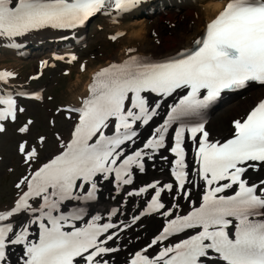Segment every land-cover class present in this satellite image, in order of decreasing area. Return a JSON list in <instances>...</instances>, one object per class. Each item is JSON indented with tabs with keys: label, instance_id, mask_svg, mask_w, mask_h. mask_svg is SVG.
Returning a JSON list of instances; mask_svg holds the SVG:
<instances>
[{
	"label": "snow or ice",
	"instance_id": "1",
	"mask_svg": "<svg viewBox=\"0 0 264 264\" xmlns=\"http://www.w3.org/2000/svg\"><path fill=\"white\" fill-rule=\"evenodd\" d=\"M141 3L0 0V41L19 47L18 41L35 31H75L97 14L118 21ZM124 35L119 32L110 39ZM133 52L136 49H129L127 59L97 71L80 106L66 109L78 113V121L58 154L41 163L36 147L27 140L20 143L19 152L32 170L16 184L20 194L14 206L0 211V264H13L16 248L20 249L16 264H110L111 254L119 248L109 242L119 240L120 232L150 214L165 217L166 224L133 254L130 264H264V179L251 181L249 175L264 172V100L245 118L233 122L234 135L225 142L209 140L203 122L189 126L190 118L200 116L221 92L243 89L250 82L264 85V0H226L193 47L164 61ZM77 60L76 55L67 58L68 63ZM85 68L81 65L82 71ZM15 75L0 71V84ZM183 91L186 94L170 107L167 118L141 140L140 129L150 127L159 116L163 100ZM145 93L156 94L161 100L150 102ZM24 95L27 93L22 90L0 91V133L6 131L5 122L17 121L18 112L25 111L16 99ZM35 99L43 97L36 95ZM31 123L19 131L29 133ZM173 126L174 146L169 148L166 139ZM109 128L113 131L106 134ZM186 133L197 145V167L192 170L183 147ZM45 141L41 136L40 142ZM161 150L174 154L175 183L154 181L127 192V196H141L151 190L145 209L132 216V224L119 219L124 214L119 207L109 211V222L102 223L103 216L85 221L86 209L70 206L71 202L96 200L101 180H115L121 190L133 184L134 171L143 173L145 160H153ZM161 159L167 157L161 155ZM195 177L203 182L202 201L180 215V199L194 205L190 196L198 184ZM165 193L173 201L170 205L162 200ZM21 216L28 219L21 223ZM77 222H83L82 226ZM190 229L197 231L154 257L147 254L170 236Z\"/></svg>",
	"mask_w": 264,
	"mask_h": 264
},
{
	"label": "bare ground",
	"instance_id": "2",
	"mask_svg": "<svg viewBox=\"0 0 264 264\" xmlns=\"http://www.w3.org/2000/svg\"><path fill=\"white\" fill-rule=\"evenodd\" d=\"M224 2L225 0H211V3H207L205 2V0H181V2L178 4L177 3H167L166 10L169 11L168 12L170 16L169 20L171 21V23L176 24L175 30L177 31V35L172 36L174 37L173 40L167 39L168 43L170 41H175L173 43V46H171V49L167 48V46H161V44L156 45L153 43L155 39L161 40L164 37L163 36L164 29H163V26L160 24L161 18L160 16H158V14H156V12L148 16L143 15V16L130 19L125 25H123V28L126 30V33L120 39V42L121 41L123 42L126 40L128 43L131 44L130 46H136L137 45L136 43H138L136 52L140 54L152 53V56L154 57H160L162 55H170L180 47L189 46L194 36L202 29L203 23L216 13L222 7ZM188 16L191 17V23L189 22L185 26L184 23H186V17L188 18ZM178 17L183 18V19L182 20L178 19V21H175V19H177ZM128 23H131L129 27H127ZM151 29H154V34L151 33ZM48 37H53V36L52 34H49V33L47 34L46 32H44V38H48ZM125 48L116 55L117 59L120 60L123 57ZM106 62H108L107 59L104 63ZM92 72L93 71L91 69H87L84 72L85 77L79 74L76 85H79V83L81 82V79H85L86 77L88 79V76H90ZM84 82H83L82 94L84 93V88L86 86ZM249 88H251V86L246 89H249ZM245 94H246V97L243 100H241L240 98H234V99L231 98L233 99L232 103L227 107V111L229 114L233 115V114H236L238 111H241L242 109L246 110L250 105H252V103L258 97L264 94V89L262 87H259V88L256 87L255 89L249 90ZM218 115L219 116L217 118L221 119V121L218 123V128H216L215 131H213V134L216 136H221L229 131V129L226 128L228 127L229 122L228 123L226 122V118L224 117V112H220ZM214 122H215V118H213V120L210 121L211 124H214ZM212 127H214V125ZM62 139H65V136H63ZM56 149H58V145ZM52 153H50L49 155H51ZM42 157L47 158L45 157V155ZM161 163L162 162H159V164ZM151 174L154 175L155 177L161 176V173L157 174L156 172H154ZM145 183H142V180H141L139 182L138 187L139 188L142 187ZM99 187L103 194H101L99 200L93 206V209H94V212H100V214L103 217L108 219V213L112 209V206L117 205L118 202L121 203V206H122V200L129 197L127 196V192H131V190L129 187H123V190L118 189L117 187H113L109 181H103V180L99 182ZM150 194H151V190L149 194H142L141 196L143 198L140 201V205H138L137 202L135 206L132 205V207L134 208L132 209L131 213H128L131 207L127 210L123 209L124 214L121 215L119 219L128 224H132V219H131L132 216L139 213L138 211H136L138 206L141 207V205L145 202V200L149 198ZM190 199L192 201L195 200L192 197V194L190 196ZM162 200L163 202H165L166 205H170L171 203H173L171 197L168 195H164L162 197ZM178 202L180 204L179 214L183 215L184 213H186L185 207L187 206L188 201L184 199H180ZM141 221L142 222L145 221L146 223L145 228L142 229V232L145 233V235L148 234L146 241L144 243L140 242V244L141 243L143 244L137 246L139 239L134 240L131 238L128 244L129 247L121 248L120 251L118 252V257L116 261L114 257L111 258V261H110L111 264H113L114 261H115V264H130V260L131 258H133V254L138 251H141L154 238V236L159 233L158 231L163 226V224L166 222V219L165 217L161 215L156 216L155 219L153 220H151V216L150 217L144 216ZM137 224L132 225L131 227L135 231H136ZM184 237H187V236H184ZM176 243H179V240L177 238L163 241L158 247L154 246L153 248L149 249L147 254L150 257H154L164 247L172 246ZM17 255L18 253L16 252V249H15L13 253V259H12L13 264H16Z\"/></svg>",
	"mask_w": 264,
	"mask_h": 264
},
{
	"label": "rangeland",
	"instance_id": "3",
	"mask_svg": "<svg viewBox=\"0 0 264 264\" xmlns=\"http://www.w3.org/2000/svg\"><path fill=\"white\" fill-rule=\"evenodd\" d=\"M160 15H161L160 18H165V16H168V13L166 15H163V14H160ZM96 23H97L96 20L92 21L90 23L89 30H88L90 47H91V49H95L93 54L96 57L101 58V57L105 56L106 54H103L102 51H106L107 53L116 52L120 48L121 44H122V48L120 49V51H122L125 47H129L131 45L126 40L123 42L121 41L120 42L121 44L120 43L107 42L105 40V35L103 33H99V32L94 31V29H96ZM130 25H131V23H128L127 27H129ZM91 33H94V35H92ZM163 33H164L163 35L165 36L162 40L163 42L167 41V39L173 40L174 37H172V36L177 35L176 30H175L173 35L171 33H168L166 30ZM165 44H163V46H166ZM169 49H171V47H169ZM97 52H99V54H97ZM89 55H90L89 57L92 58L91 57L92 53ZM109 56H111V54H109ZM82 57H85L84 54H82ZM90 58H88L89 59L88 62L89 61L93 62V64L90 63L91 68H92L95 65L96 60H92ZM106 58L102 59V61H106ZM19 61L20 60H15L12 57H8V59L0 60V66L1 65L16 66L19 63ZM20 63H22V62H20ZM97 66H99V65H97ZM32 68H34V60L33 59L31 60L30 63L23 65V67L21 68V71L25 75L26 73L30 72ZM78 75L79 74H77V76H76V73L74 71H72L70 76L60 77L57 80L54 79V77L52 78L51 74H49V73L45 75L44 79L42 80V83H47L48 92L54 95L53 101L46 102L48 107H53L54 102L64 103V102L72 100V98H73L72 93H71V91L67 90L69 85L78 86L74 90L75 96L77 94H80L81 92H83V87H81V85H82L81 83L84 82V79H81V82L79 83V85H76V82L78 80ZM80 87H81V89H79ZM229 104L230 103H224L222 105L220 104L215 109L216 111L213 113L212 116H214L218 112H224V117L226 118V122H227L229 120V116H231V115H229V113L227 111V106ZM28 111L34 118V123L31 125L30 133L34 132L35 134L36 133H42V134L47 135L46 146L51 147L53 145L54 139L50 137L52 135L50 132V126L48 123H46V119H47L46 118V115H47L46 109H42L39 107V105L35 104V108L33 109L30 107V108H28ZM59 120H60L59 125L62 127L61 129H64L65 126L67 127V129H69L70 124L67 123L66 120L62 119V117ZM220 121H221V119H218L217 123H219ZM12 129H13V126L10 127L9 131L0 140V153L2 156V161L0 164V209L4 208L6 206H9L11 204V201L13 199V194L15 191V189L13 187V183L20 177V175L22 173V169H23V168H21L20 170L16 169V168H14L12 170L10 169V166H14L13 162L17 161L16 159H19V157L14 152V146H15V141L18 140L20 137L18 135L15 136L14 133L12 132ZM60 135L63 138L64 134L62 133ZM57 142L59 143V141H57ZM51 151H53V149H51L48 153H50Z\"/></svg>",
	"mask_w": 264,
	"mask_h": 264
}]
</instances>
